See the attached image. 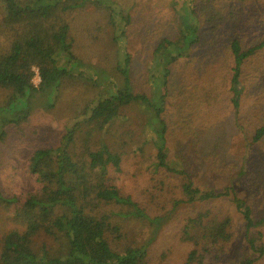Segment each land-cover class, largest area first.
I'll return each instance as SVG.
<instances>
[{"label": "trees", "instance_id": "1", "mask_svg": "<svg viewBox=\"0 0 264 264\" xmlns=\"http://www.w3.org/2000/svg\"><path fill=\"white\" fill-rule=\"evenodd\" d=\"M188 1H172L175 14L133 50L123 1L0 0V264H168L173 249L180 264H218L238 225L264 258V217L235 188L207 191L188 173L196 150L236 135L257 146L253 184L264 190V68L252 63L264 0ZM45 113L57 130L37 146ZM174 124L188 156L182 146L173 155ZM149 146V183L124 192L122 152ZM236 159L244 173L245 155ZM165 227L171 238L158 241Z\"/></svg>", "mask_w": 264, "mask_h": 264}, {"label": "rangeland", "instance_id": "2", "mask_svg": "<svg viewBox=\"0 0 264 264\" xmlns=\"http://www.w3.org/2000/svg\"><path fill=\"white\" fill-rule=\"evenodd\" d=\"M123 1L128 8H131V15H133V22L128 28L130 48L136 50L140 44V36L151 26L156 23L163 22L162 16L168 14V16L175 14L172 8V1L177 2L176 9L179 7L189 6L188 0H114ZM181 10V9H179ZM251 43H259V37L250 39ZM136 63L140 64L139 72H142V62L146 57H138ZM254 67L264 68V46L258 51L256 58L252 61ZM39 84V83H38ZM36 83L37 86L38 85ZM131 117H135L134 121L139 123V127H142L148 121V116L142 108H135L130 113ZM170 132L168 135V142L172 146V152L175 158H177L179 146L185 150V156H188L191 152V143L188 138L184 136L183 130L179 128L177 124L173 127H169ZM141 129V128H140ZM57 130V125L53 120L52 115L45 113L41 122L40 133L37 138V142H33L35 145L49 144L52 141V135ZM123 130H126L123 128ZM241 138V137H240ZM242 139V138H241ZM17 146V145H15ZM244 147L242 141L236 136H224L222 139L215 143H209L200 149L196 150L193 162H190L188 173L192 178L207 187V191L211 187L216 189H223L224 186L235 188V192L239 199L245 201L253 211L254 218L260 219L264 217V190L259 191L258 188L253 184L252 170L254 169V157L256 154L257 146L250 149ZM29 148L20 146L16 148L18 155L25 156L28 153ZM151 147L145 150V154L137 158V156L129 157L131 155L130 150L122 152L125 159L123 162V170L121 174V182H123L124 192L130 194H136V190L141 186H144L145 177L147 183H149L151 163H153L155 152L153 157H150ZM21 153V154H20ZM245 155L247 159V165L244 173H240L241 169L240 160H237L240 154ZM21 156V157H22ZM132 160V165L128 160ZM212 184L214 186H212ZM138 185V186H137ZM137 186V187H136ZM136 187L135 189H133ZM184 208V207H182ZM234 208V207H233ZM237 215V212L235 211ZM146 228V227H145ZM148 229V228H147ZM174 231L173 227H165L161 229V234L158 235V241L161 236L168 235L169 239ZM145 239L147 233L146 229H143ZM243 227L238 225L235 231V238L233 242L225 248L223 253V259L218 264H239V262L245 259H255L258 261L257 264H264V258H260L259 255L249 251L244 241ZM46 238L41 237L40 242ZM168 241V239H162ZM169 244L172 245L169 241ZM173 246V245H172ZM181 251L173 249L172 255L168 261V264H180Z\"/></svg>", "mask_w": 264, "mask_h": 264}, {"label": "built area", "instance_id": "3", "mask_svg": "<svg viewBox=\"0 0 264 264\" xmlns=\"http://www.w3.org/2000/svg\"><path fill=\"white\" fill-rule=\"evenodd\" d=\"M31 71L33 73L32 84L36 85V83L38 84L40 82L38 69L33 67Z\"/></svg>", "mask_w": 264, "mask_h": 264}]
</instances>
